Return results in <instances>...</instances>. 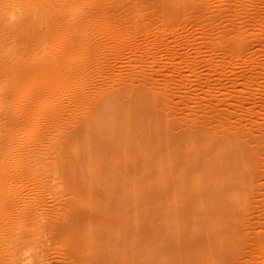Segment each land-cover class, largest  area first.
Segmentation results:
<instances>
[{"label":"rangeland","instance_id":"rangeland-1","mask_svg":"<svg viewBox=\"0 0 264 264\" xmlns=\"http://www.w3.org/2000/svg\"><path fill=\"white\" fill-rule=\"evenodd\" d=\"M124 1L117 2L120 6L115 1L111 2V7L102 4V7L105 6L104 9L100 7L99 0H38L36 6L32 1L39 10L38 13L42 12L38 24L40 36L42 35L39 40L42 41L38 44L41 50L37 47L35 50L31 49L36 51L37 53L34 52L36 54L29 50L27 54L31 55L27 58L39 54L36 59L35 56L33 60L29 59L31 64L42 62L39 60L44 57L42 63L45 60L46 62L42 66L35 63L33 66L36 68H33L30 61L27 62V54L24 56L26 60L23 59L22 67L30 66L33 70L25 68L24 72L22 68L18 75L24 73V76L21 74V78L18 77L21 80L25 78L28 84L23 80L24 82L20 81L22 82L20 86L15 85L7 90L10 98H13L11 101L14 102L16 110L4 112V116L0 114L6 122L10 121L0 122V141L6 143L4 141L8 140L6 143L8 146L3 144L2 147V142L0 143V256L10 251L7 246L12 247L19 236H27L24 234L27 231L30 240L24 242L29 247L25 255L31 256L35 252L36 257L33 260L35 264H166L164 262L168 259L169 247L173 246L177 253L182 242L184 246L185 242L187 243L185 251L193 258L198 256L197 252L200 254V249L219 247L221 255L224 253L221 257L228 256L227 259L224 257L226 260L220 257V262L216 264H264V0H183L179 3L181 9L178 14H174L171 9L170 11L157 9L149 4L137 6L136 11L140 13L125 8L123 13L121 11L123 7L130 6L129 3L137 0H126L130 1L128 5L125 3L126 6H123ZM140 1L138 0L137 4ZM94 4L101 9L96 10V7H94L96 11L92 9ZM112 4H117L118 7ZM98 11L99 15L96 13ZM83 18L87 22L83 21L85 20ZM79 20L86 22L87 31L82 25L86 32H83V29L81 31L82 21ZM74 23L79 25L78 28ZM32 31L36 33V29L32 28ZM74 33L79 36H73ZM80 35L83 37L80 44L78 43L80 46L72 44L75 43L72 39L76 37L78 39ZM83 44L86 47L82 46ZM71 45L79 49H73ZM46 63L49 64L46 67L51 66L45 68L47 71L43 70ZM39 69L43 71L42 74L40 72L37 74ZM29 79L34 80L31 82L34 86ZM138 89L164 94L168 99L165 114L166 116L169 114L168 118L174 122L176 127L174 130L177 132L188 134L194 130L203 131L212 137L211 140L229 136L236 138L248 148H260L252 164L256 172L250 179L247 192L242 195L246 203L235 206L228 202L229 205L220 209L218 206H212L207 200L210 201V198L216 196L213 193L217 189L213 190L216 186L214 181L218 178L211 179L213 192L203 195L204 192L200 191L204 198L196 192L199 203H203L201 206L192 204L196 195L194 187L188 185V179V183L186 180L183 181L181 187V184L176 183L175 192L180 193L175 195L174 192L173 195L176 196L173 197L174 200L171 193L166 192L168 190L166 184L170 180L173 182L175 175L165 174L160 177L153 175L146 179L145 186L141 188L144 191L137 190L139 192L132 189L130 177L123 178L124 182L120 181L116 170L112 171V166L110 167L111 162L117 157L115 146L112 145L116 140V132H112L115 129V112L112 109L110 111V108L108 111L105 110L106 112L98 110V104L111 95H117L115 97L118 98L119 94V98L123 96L121 100L128 99L133 97L134 91ZM89 127L94 131L89 130ZM98 129L100 132H97ZM108 130L114 134L113 138ZM76 132L80 133L83 141L89 134L86 141L90 140L89 138L95 140L98 138L97 141L103 145L102 149L95 151L97 154L85 151L84 142L80 138L78 140H81L80 143L83 142L82 145L76 141L77 146L74 143L68 146V150L71 149L68 151L69 156L78 162L81 161L80 167L83 168L79 184L71 177V184L74 185V187L71 185L73 187L71 188L59 172L53 175L46 171L42 174L41 171L44 170L43 164L50 156L52 158L61 151L58 147L63 144L62 141ZM3 135H7L9 139ZM56 142L59 145H55ZM105 142L108 147L104 146ZM80 146H83L84 150ZM62 147L63 145L61 149ZM77 150L80 153L83 150L84 153L81 155L84 156L81 157ZM23 156L28 165L23 162V166L22 161L25 159ZM41 158L43 161L45 158L47 160L38 162ZM82 158L86 159L83 161ZM96 159L102 160L103 163L93 164L96 163ZM84 162L87 167L83 165ZM129 162L132 163L130 160ZM91 163L93 165H90ZM38 164L42 166L39 167ZM104 166L108 167V170H105ZM40 168L42 169L39 170ZM29 169L33 175L28 173ZM18 172L20 174H17ZM217 173L219 177L222 176V172ZM239 192L242 194L243 191H238V194ZM207 194L212 195L208 197ZM179 202L185 205L184 224L181 226L182 229L180 228L182 236H177L176 226L177 233H173V237L170 238L168 235L171 234L174 223L168 217L170 214L168 208L171 205L176 206ZM72 207L78 210L80 221L72 228L68 226L67 233L61 237L57 236L55 223L57 225L59 222H65ZM131 214H134L133 220ZM209 239H213L215 243H210ZM194 240L196 244L193 243ZM210 244L214 245L210 247ZM86 256L91 258H88L89 263L84 260ZM192 261H195L193 264L198 263L196 259ZM190 262L176 261V264Z\"/></svg>","mask_w":264,"mask_h":264},{"label":"bare ground","instance_id":"bare-ground-1","mask_svg":"<svg viewBox=\"0 0 264 264\" xmlns=\"http://www.w3.org/2000/svg\"><path fill=\"white\" fill-rule=\"evenodd\" d=\"M32 1L35 3V6L38 2V0H0V114L4 113V112H7L8 111H15V106H14V102L12 103L11 99L13 100V98H10L7 90L11 87H14L15 85H19L20 86V81H23L25 80L24 78L23 80L19 79V77L21 78V74L20 73V76L18 75V71H21V69L23 68L22 66V63H23V59L26 60L27 56L28 55H31V54H27V52L29 50H33L35 47L37 48H40L38 46L39 44V41H42L39 40L40 38L39 37H42V35L40 36V29H39V18L41 16V13H38V9L35 8V6L32 4ZM101 2L100 4V7L102 9L105 8V6L102 7V4H107L108 6L111 7V2L114 3V1L117 3V2H122L123 0H99ZM131 1V0H130ZM129 1V2H130ZM138 1V0H137ZM137 1L133 2V3H129L127 2L126 0L123 2V4H127L128 3L130 4V6H127V7H123V9L121 11L125 9H128V11H130L131 9L134 10V12H139V11H136L138 10L137 6H141L142 4H149V5H153L154 7H157V9H171V11L175 13L177 12H180V9L181 7L179 6L181 3V1L183 2V0H141L139 4H137ZM185 2V1H184ZM170 3V5H168ZM97 4V3H96ZM96 4H94V6L92 7V9H94V7H96ZM99 4V2H98ZM110 4V5H109ZM118 4V3H117ZM112 4L113 6L115 7H118V5L120 6V4ZM123 5V6H126ZM137 4V5H136ZM184 4V3H183ZM106 5V6H107ZM142 5V6H143ZM99 6V5H97ZM106 7V8H110V7ZM152 6V7H153ZM184 6V5H182ZM151 7V8H152ZM101 8L99 7H96L95 9L96 10H100ZM114 8V7H112ZM111 8V9H112ZM122 8V7H121ZM146 8V7H144ZM94 9V10H95ZM150 10V8H148ZM183 9V8H182ZM93 10V11H94ZM95 10V11H96ZM110 10V9H109ZM142 10V9H141ZM140 10V11H141ZM144 10V9H143ZM152 10V9H151ZM92 12V10H90ZM104 11V10H103ZM117 11V10H116ZM115 11V12H116ZM145 11V10H144ZM143 11V12H144ZM158 11V10H157ZM102 12V10H101ZM107 12V11H106ZM109 12V11H108ZM112 13V10L110 11ZM133 12V11H132ZM164 12V11H163ZM100 13V11L96 12ZM123 13H125L123 11ZM140 13V12H139ZM159 13V12H158ZM167 12H165L166 14ZM89 14V13H88ZM93 14H95V12H93ZM103 14V13H101ZM105 14V12H104ZM109 14V13H108ZM107 14V15H108ZM113 14V13H112ZM170 15V13H167ZM178 14V13H177ZM176 14V15H177ZM180 14V13H179ZM87 15V13H86ZM91 15V13L89 14ZM88 15V16H89ZM114 15V14H113ZM139 14H137L138 16ZM173 15V14H172ZM86 16L87 18H90ZM96 16V15H95ZM112 16V15H111ZM175 16V15H174ZM85 17V16H84ZM160 17V16H159ZM164 17V16H163ZM137 18V17H136ZM140 18V17H139ZM82 19V18H81ZM85 19V18H83ZM93 19V18H92ZM142 19V18H141ZM90 20V19H89ZM117 20V19H116ZM139 20V19H138ZM38 21V22H37ZM82 21V20H79V22ZM83 21H86L83 20ZM82 21V22H83ZM109 21V20H107ZM114 21V20H113ZM78 22V21H77ZM81 22V27L82 25H84V27L86 28L87 26H85L86 22ZM91 22V20L89 21ZM141 23V22H140ZM89 25H91V23H88ZM76 24L74 23V26ZM78 25V24H77ZM76 25V26H77ZM87 25V24H86ZM88 25V27H90ZM73 26V27H74ZM79 26V25H78ZM77 26V28H78ZM80 27V28H81ZM131 27V26H130ZM32 28L33 29H36V33H33L34 31H32ZM47 28V27H46ZM71 28V27H70ZM79 28V29H80ZM85 28H81V31L83 29V32H86L88 29L86 28V31H84ZM75 29V28H74ZM72 29V30H74ZM77 29V30H79ZM71 30V32L73 33V31ZM49 31V30H48ZM70 32V33H71ZM78 33H81L79 31H76ZM83 34H86V33H83ZM88 35V34H87ZM86 35V36H87ZM71 38L73 36H77V33L73 34V36L70 34ZM79 36V35H78ZM77 36V37H78ZM73 38L72 40H75V43H72V44H75L76 46H80V39L81 38V35H80V38L77 39ZM69 38V37H68ZM88 38V37H87ZM87 40V39H86ZM85 41V39H84ZM72 42V41H71ZM70 42V43H71ZM41 43V42H40ZM43 43V42H42ZM47 43V42H46ZM51 43V42H50ZM69 43V44H70ZM79 43V44H78ZM83 43V42H82ZM105 43V42H104ZM45 43H43L44 45ZM32 45V47H31ZM42 45V44H41ZM42 45V47H44ZM75 45H71L73 46L72 48L73 49H79V47H74ZM49 46V45H48ZM82 46H85L84 44ZM81 46V47H82ZM47 47V46H46ZM86 47V46H85ZM89 47V46H88ZM83 48V47H82ZM81 48V49H82ZM36 49V48H35ZM34 49V50H35ZM44 49V48H43ZM70 49V48H69ZM84 49V48H83ZM31 50V51H32ZM41 50V48L39 49ZM88 50V49H87ZM38 51V49H37ZM44 51V50H43ZM43 51H42V54H43ZM72 51H75V50H72ZM78 50H76L77 52ZM82 51V50H81ZM86 51V50H84ZM30 52V51H29ZM28 52V53H29ZM33 53L36 52V51H32ZM40 52V51H39ZM38 52V53H39ZM47 52V51H45ZM44 52V53H45ZM37 53V52H36ZM34 53V54H36ZM48 53V52H47ZM78 53V52H77ZM81 53V52H79ZM89 53V52H88ZM27 54V55H26ZM32 54V55H34ZM41 54V53H40ZM41 54V55H42ZM46 54V53H45ZM76 55V53H74ZM26 55V58L24 57ZM40 55V56H41ZM44 55V54H43ZM51 55V54H50ZM49 55V56H50ZM73 55V54H72ZM74 55V57H75ZM79 55V54H78ZM77 55V57H78ZM84 55V54H82ZM81 55V57H82ZM88 55V54H87ZM85 55V56H87ZM35 56V55H34ZM34 56L32 58V56L30 58H27V62H29L31 64V59L32 60L34 59ZM39 56V54L37 55ZM35 56V59L36 57ZM46 56V55H44ZM48 56V55H47ZM80 56V55H79ZM43 57V56H42ZM70 57H73L70 55ZM79 57V58H81ZM90 57V56H89ZM41 58V57H39ZM76 58V57H75ZM86 58V57H85ZM83 58V59H85ZM45 59V57H44ZM44 59H40L39 61H44ZM48 59V58H47ZM64 59V58H62ZM67 59V58H66ZM29 60V61H28ZM52 60L49 59V61ZM48 61V60H47ZM27 65V62L24 61ZM34 62V61H33ZM42 62H34L33 65H36L39 63L40 66H42ZM54 62V61H53ZM52 62V63H53ZM24 63V64H25ZM36 63V64H35ZM49 63V62H48ZM46 63L45 66L43 65L45 71H47L46 69H48L49 66L46 67V65L48 64ZM51 64V63H50ZM56 64V63H55ZM25 65V66H26ZM32 64L30 66H33ZM49 65V64H48ZM24 66V67H25ZM28 66V65H27ZM25 67L26 69L30 68L31 70H33L31 67ZM40 66H37V68H42ZM51 67V66H50ZM49 67V68H50ZM25 68H23V71L25 72L26 70H24ZM33 68H36L33 66ZM46 68V69H45ZM38 70V69H37ZM37 70H35L37 72ZM40 70V69H39ZM29 71V70H27ZM42 70L38 71L37 74H42L41 73ZM50 71V70H49ZM43 72V71H42ZM28 73V72H26ZM32 73H35V72H32ZM46 73V72H45ZM24 74V73H23ZM22 74V75H23ZM29 74H31V72H29ZM37 74H33V76H37ZM28 76V74H26ZM19 76V77H18ZM24 76V75H23ZM26 76V78H27ZM31 75H29L30 77ZM28 77V78H29ZM27 78V79H28ZM31 78V77H30ZM38 78H40L38 76ZM32 79V78H31ZM30 80V83L34 80ZM34 79V78H33ZM28 80V82H29ZM26 81V80H25ZM24 82V81H23ZM27 83V81H26ZM25 84V83H23ZM28 84V83H27ZM32 84V83H31ZM33 85V84H32ZM30 85V86H32ZM36 85V84H35ZM21 86H25V85H21ZM27 86V85H26ZM29 86V85H28ZM34 86V85H33ZM32 86V87H33ZM22 88V87H21ZM20 89V87H19ZM23 89V88H22ZM129 89V88H128ZM24 90V89H23ZM27 90V89H26ZM125 91V90H124ZM21 92V90H20ZM134 95L133 97H130L128 99H123L121 100V98H119V94H118V98L115 97L117 95H111L109 97H107L106 99L104 98V100L102 102H100L98 104V110H109L110 108V111L111 109L114 110L115 112V131L113 130L112 132H116V140H115V143L112 144L115 146V149H116V152L117 153V157H115V161L114 162H111L110 164V167L112 168V171H114L113 169L116 170V173L118 174V176L120 177V181L121 182H124L125 179L123 180V178H129L131 179V187L132 189H135L134 191L136 192H139L140 190H142L141 188H143V186H145V183H146V179H149L151 176L153 175H157L160 177V175L164 176H167V175H172L174 176L175 175V179H172L173 182H168V184H166L168 186V190H166V192H170L171 196H172V199L174 200V198L176 197V189H175V185L176 183H179L181 184V186H183L182 184L184 183L183 181L186 180L187 182V179H188V182L189 184L188 185H192V187H194V192H195V201L192 200V204L195 203L199 206H201L200 204H203V203H199V197L197 196L196 192H198V195L201 194L200 191L204 192L203 195H206L205 193H211L212 191V188L213 186L211 185L213 183V180L214 178H218L217 180L214 181V185L216 183V186L215 187V190L213 191H217L215 193H213L214 195L216 194V196L211 199L210 198V201L207 200L208 202L211 203L212 206H218V208H224L226 205H229L228 202L231 204V205H241L243 204L244 202L246 203V200L244 198V196H242L245 192H247L248 190V185L250 183V179L254 176V173L256 172V170H254L253 168V163H254V160L256 159V157L258 156L257 153L259 152V149L258 147H254V148H248L246 145H244L243 143H240L236 138H233V137H229V136H225V137H221L217 140H211L210 136L206 133V132H203V131H195L194 132H190L188 134L184 133V132H177L175 131L174 129L176 128L175 127V124L174 122L171 121V119L168 118L169 114L166 116L165 114V106H167V101L168 99L165 98L164 94H157V93H152V92H148L146 90H142V89H138V90H135L134 91ZM116 94V93H115ZM123 95V94H122ZM125 98V97H124ZM119 99V100H118ZM101 100V99H100ZM99 100V101H100ZM97 105V104H95ZM167 109V108H166ZM107 110V111H108ZM96 112V111H95ZM106 112V111H105ZM104 112V113H105ZM6 113V114H7ZM16 113V112H14ZM103 113V115H104ZM113 113V112H112ZM111 113V114H112ZM168 113H170V111H168ZM13 114V113H12ZM99 114V113H98ZM5 114H3L4 116ZM11 115V114H9ZM106 115V113H105ZM1 116V115H0ZM8 116V115H7ZM102 116V115H101ZM112 116V115H110ZM55 117V116H54ZM107 117H109L107 115ZM7 118V117H6ZM10 118V117H8ZM13 118V116H12ZM91 118V117H90ZM105 118V117H104ZM103 118V119H104ZM11 119V118H10ZM9 119V120H10ZM106 119V118H105ZM6 122V119L3 118V117H0V122L2 123V121ZM107 121V120H106ZM8 123L10 121H7ZM6 122V123H7ZM12 122V121H11ZM86 122V121H85ZM99 122V121H98ZM103 122V121H102ZM108 122V121H107ZM110 122V120H109ZM5 123V124H6ZM87 123V122H86ZM4 124V125H5ZM12 124V123H11ZM8 125V124H6ZM93 125V124H92ZM91 125V127H92ZM100 125V124H99ZM105 125V124H104ZM9 126V125H8ZM7 126V127H8ZM12 126V125H11ZM110 126V125H109ZM177 126V125H176ZM13 127V126H12ZM88 128V126H86ZM86 127H83L87 130ZM98 127V126H97ZM101 127V126H100ZM2 128H4L2 126ZM11 128V127H9ZM90 128V127H89ZM102 128V127H101ZM108 128V127H106ZM16 129V128H15ZM79 129V128H78ZM94 129H96L94 127ZM89 130H92L94 131L93 129H89ZM111 130V129H110ZM15 131V130H14ZM80 131V130H79ZM100 132V130L98 129L97 132ZM109 131V130H108ZM107 131V132H108ZM1 132V131H0ZM86 132V131H85ZM96 130H95V133H97ZM106 132V131H104ZM111 132V131H109ZM111 132V137L113 135L114 137V134H112ZM84 133V132H83ZM89 133V132H88ZM87 133V134H88ZM71 134V133H70ZM93 134V133H92ZM108 134V133H107ZM81 135H86V134H81ZM99 135V134H98ZM109 135V134H108ZM4 137L8 138L7 135H3ZM3 136L1 138H3ZM9 136V135H8ZM66 136V135H65ZM89 136V134H88ZM88 136L87 139H88ZM248 136V135H247ZM10 137V136H9ZM58 137V136H57ZM95 137V135H94ZM99 137V136H98ZM110 137V136H109ZM108 137V139H109ZM110 137V138H111ZM112 137V138H113ZM55 138V137H54ZM64 138V137H63ZM78 138H80V133L76 132V134H71L69 136L66 137L65 141H62L61 144L63 145L62 149H61V146L58 147V149L60 148V152H57V154L51 158L50 156V159L48 161L45 162V159L43 161V159L41 158L40 160L38 159V162L42 160V162H45L43 165L44 167V170H42V174H43V171L45 172H50L51 174H55V173H60V176L62 177V179L64 178V181L65 183L69 184L70 187H71V182L72 180H76V184H79L80 181L79 179L80 178V175L82 176L81 174V171H82V167H80V162H78L77 159L73 158L72 156H69L70 153L68 152V146L71 145L72 143H74L75 145L77 144L76 141L78 143H80L81 140ZM83 138H85L83 136ZM9 139V138H8ZM53 139V138H51ZM50 139V140H51ZM57 139V138H56ZM86 139V140H87ZM90 140L86 141H83L82 143L84 144V147H85V151H87L89 154H94V152L98 149H100L102 147V143H99L97 140H95V138H89ZM221 139V140H220ZM6 140V139H5ZM13 140V139H12ZM102 140V138H101ZM104 140V139H103ZM102 140V141H103ZM14 141V140H13ZM12 141V142H13ZM19 141V140H18ZM44 141V140H43ZM110 141V140H109ZM2 142V145L5 144L8 142L7 141H4L6 143H3V140L0 141V143ZM14 143V142H13ZM11 143V144H13ZM24 143V142H23ZM41 143V142H40ZM48 143V142H47ZM58 143V142H56ZM55 145H59L56 144ZM82 143H80L82 145ZM109 143V142H108ZM10 144V145H11ZM19 144V143H18ZM30 144V143H29ZM53 144V143H52ZM52 144L50 146H52ZM106 147H108L109 145L105 142ZM1 145V144H0ZM24 145V144H23ZM41 145V144H40ZM39 145V146H40ZM54 145V144H53ZM78 145V144H77ZM76 145V146H77ZM86 145V146H85ZM8 146V145H6ZM15 146V145H14ZM17 146V145H16ZM4 147V145L2 146ZM13 147V146H12ZM20 147V146H19ZM24 147V146H23ZM31 147V146H30ZM55 147V146H54ZM83 146H80V148H82ZM105 147V148H106ZM7 148V147H6ZM37 148V147H36ZM73 148V147H72ZM258 148V149H256ZM3 149V148H2ZM8 149V148H7ZM12 149V148H11ZM19 149V148H18ZM39 149V148H38ZM79 149V148H78ZM84 150V148H82ZM102 149V148H101ZM108 150H113L111 148H107ZM107 149H103V151L107 150ZM114 149V150H115ZM10 150V149H9ZM17 150V149H16ZM23 150V149H22ZM21 150V151H22ZM31 150V149H29ZM28 150V151H29ZM47 150V149H46ZM50 150V149H49ZM52 150V149H51ZM57 150V149H56ZM76 150V149H75ZM81 151V153H84V151ZM5 151V150H4ZM7 151V150H6ZM27 151V150H26ZM53 152H55L54 150H52ZM59 151V150H58ZM80 151V150H79ZM1 152V151H0ZM3 152V151H2ZM11 152V151H10ZM9 152V153H10ZM13 152V150H12ZM20 152V151H18ZM23 152V151H22ZM51 152V151H50ZM53 152H51V154H54ZM73 153V151H71ZM78 152V150H77ZM76 152V154H77ZM98 152V151H97ZM107 152V151H106ZM24 153V152H23ZM80 152H78L79 154ZM81 153L79 154L81 157H83L81 155ZM96 153V152H95ZM102 152H100L101 154ZM107 153H110V152H107ZM113 153V151H112ZM11 154V153H10ZM15 154V153H14ZM26 154V153H25ZM23 154V155H25ZM50 154V153H49ZM48 154V156H49ZM50 154V155H51ZM75 154V153H74ZM73 154V155H74ZM88 154V155H89ZM97 154V153H96ZM99 154V155H100ZM104 154V153H103ZM106 154V153H105ZM114 154V153H113ZM129 154H131L132 156H128ZM8 155V154H7ZM17 155V154H16ZM22 154H20L19 156H21ZM29 155H30V152H29ZM87 155V154H86ZM5 156V155H4ZM12 156V155H11ZM76 158L77 155H75ZM95 156V155H94ZM94 156L91 158L93 160ZM108 156V154H107ZM3 157V156H2ZM15 157V155H14ZM24 157V156H23ZM28 157V156H27ZM32 157V156H31ZM30 157V158H31ZM33 157H36V156H33ZM96 157V156H95ZM99 156H97L98 158ZM103 157V156H102ZM101 157V158H102ZM111 157V155H110ZM113 157V155H112ZM1 158V157H0ZM19 157H17V161ZM25 158V157H24ZM40 158V156L38 157ZM48 158V157H47ZM88 158V157H87ZM107 158V157H106ZM4 159V158H3ZM10 159V157H9ZM8 159V160H9ZM29 159V157L27 158V160ZM79 159V158H78ZM83 159H86V158H82ZM99 159V158H98ZM112 159V158H111ZM14 162L16 161L15 159H13ZM12 160V161H13ZM21 160H22V156H21ZM26 158L23 159L22 163L25 162ZM34 159H32L33 161ZM47 160V159H46ZM80 160V159H79ZM106 160V159H105ZM129 160L132 162L130 163ZM31 161V159H30ZM35 161V160H34ZM84 161V160H83ZM87 161V160H86ZM95 161V159H94ZM108 161V159H107ZM111 161V160H110ZM37 162V163H38ZM91 162V161H90ZM102 162V160H97L96 159V163H93V164H100ZM263 162V161H262ZM1 163V162H0ZM6 163V162H5ZM19 163V162H18ZM27 162H25L26 164ZM29 163V162H28ZM33 163V162H32ZM103 163V162H102ZM110 163V162H109ZM11 164V163H10ZM13 164V163H12ZM16 164V163H15ZM21 164V162L19 163ZM36 164V163H35ZM34 164V166H35ZM42 164H38L39 167L42 166ZM87 164V163H86ZM92 163L90 165H93ZM28 165V164H26ZM37 165V164H36ZM41 165V166H40ZM85 166V162L83 164ZM96 165L94 166V168L96 167ZM7 166V165H5ZM10 166V165H9ZM23 166H24V163H23ZM32 165H30V168H31ZM16 167V166H15ZM19 167V165H18ZM21 167V166H20ZM27 167V166H25ZM38 167V168H39ZM87 167V166H85ZM84 167V168H85ZM93 167V166H92ZM102 167V170H103V165L101 166ZM22 168V167H21ZM20 168V169H21ZM29 168V166H28ZM28 168H26L28 170ZM37 168V167H36ZM81 168V170H80ZM98 168V166H97ZM100 168V166H99ZM109 168V169H111ZM4 169V168H3ZM18 169V168H17ZM24 167H23V171H24ZM35 169V168H33ZM42 168H40L39 170H41ZM86 169V168H85ZM84 169V170H85ZM104 169L105 170H108V167H105L104 166ZM1 170V169H0ZM22 170V169H21ZM27 170H26V173H27ZM92 170V169H91ZM99 170V169H98ZM18 171V170H17ZM22 171V172H23ZM32 171V170H31ZM35 171V170H34ZM38 171V170H37ZM89 171V170H88ZM2 172V171H1ZM21 172V171H19ZM17 173V174H20V173ZM21 172V173H22ZM96 172V171H95ZM217 172H222V176L219 177L218 176V173ZM30 173V169H29V172ZM49 173V175H50ZM83 173V171H82ZM86 173V172H85ZM90 173V171H89ZM102 173V172H100ZM111 173V172H110ZM113 173V172H112ZM215 173V174H214ZM24 174V173H23ZM33 175V173H30ZM28 174V175H30ZM41 174V173H39ZM116 174V176H117ZM220 174V173H219ZM22 175V174H21ZM30 175V176H32ZM35 175V174H34ZM38 175V174H36ZM46 174H44L45 176ZM89 175V174H88ZM98 175V174H97ZM115 175V174H114ZM130 175V176H128ZM17 176V175H16ZM19 176V175H18ZM85 176V174H84ZM110 176V175H109ZM71 177L73 178L71 181ZM87 177V176H86ZM84 177V178H86ZM102 177V176H101ZM104 177V176H103ZM91 178V177H89ZM99 178V177H98ZM110 178V177H109ZM113 178V177H112ZM166 178V177H164ZM170 178V177H169ZM92 179V178H91ZM117 179V178H116ZM155 179V178H154ZM157 179V178H156ZM213 179V180H211ZM85 180V179H84ZM151 180V179H150ZM83 181V180H82ZM90 181V180H89ZM86 183V181H84ZM187 182V183H188ZM90 183V182H89ZM96 183V182H95ZM101 183V182H100ZM127 183V182H126ZM125 183V184H126ZM67 185V186H69ZM82 185V184H81ZM84 185V184H83ZM82 185V186H83ZM87 185V183H86ZM120 185V184H119ZM162 185V184H161ZM185 185V184H184ZM74 187V185H72ZM118 186V185H117ZM116 186V187H117ZM121 186V185H120ZM127 186V185H126ZM157 186V185H156ZM71 187V188H73ZM91 187V186H90ZM122 187V186H121ZM129 187V186H128ZM178 188V186H176ZM69 188V187H68ZM67 188V189H68ZM146 188V187H145ZM166 188V187H165ZM185 188V187H184ZM77 189V188H76ZM80 189V188H79ZM118 189V188H117ZM156 189V188H155ZM167 189V188H166ZM183 189V188H182ZM121 190V189H120ZM124 190V189H123ZM131 190V189H130ZM139 190V191H137ZM157 190V189H156ZM178 190V189H177ZM144 191V190H142ZM149 191V190H148ZM212 191V192H213ZM238 191H243L242 194L241 192H239L240 194H238ZM130 192V191H129ZM156 192V191H155ZM175 192V195H173ZM131 193V192H130ZM134 193V192H133ZM178 193H180L178 191ZM177 193V194H178ZM182 193V191H181ZM209 193V194H210ZM136 193H134L135 195ZM138 194V193H137ZM169 193H167L168 195ZM130 195V194H129ZM133 195V196H134ZM143 195V194H142ZM201 194V197L204 198ZM212 195V194H211ZM210 195V196H211ZM132 196V197H133ZM141 196V195H140ZM171 196H169L171 198ZM175 196V197H174ZM200 196V195H199ZM208 196V194H207ZM205 196V197H207ZM208 196V197H210ZM137 197L139 198V196L137 195ZM147 197V196H146ZM149 197V196H148ZM174 197V198H173ZM193 197V198H194ZM83 198V197H82ZM142 198V196H141ZM151 198V197H149ZM148 198V199H149ZM154 198V197H153ZM152 198V199H153ZM192 198V199H193ZM202 198V199H203ZM92 200V199H91ZM118 200V199H117ZM154 200V199H153ZM172 200V201H173ZM178 200V199H177ZM213 200V201H212ZM181 201V200H180ZM202 201V200H201ZM136 202V201H134ZM171 202V200H170ZM213 202V203H212ZM73 203V202H72ZM136 204V203H135ZM178 204V203H177ZM176 206L174 205H171L169 206L168 208V212L170 213L169 214V218H171L172 222L174 223L172 229H171V234L168 235V236H171L170 238L173 237V233L176 232V226H177V231H178V234L177 236L178 237H181L182 236V232L180 230L181 226L184 224V221H183V217H184V206L182 204H179ZM206 204V203H205ZM130 206V205H129ZM136 206V205H135ZM168 206V205H167ZM210 206V205H209ZM229 207V206H227ZM239 207V206H238ZM97 208V207H96ZM132 208V207H131ZM161 208V207H160ZM234 209V208H233ZM240 209V208H239ZM71 211H69L70 213L67 215V218L65 220V222H59L57 225L55 223V229H56V234L57 236L60 235V237L62 236V234H65L67 233V229L69 227H74L78 224V222L80 221L79 220V216L80 214H78V210L75 209L74 207H72L70 209ZM102 210V209H101ZM109 210V209H108ZM176 210V211H175ZM133 211V210H132ZM209 212V211H208ZM231 212V211H230ZM86 213V212H85ZM218 213V212H217ZM228 213V212H227ZM235 213V212H234ZM89 214V213H88ZM214 214V213H213ZM220 214V213H219ZM223 214V213H221ZM132 215V220L134 219L133 215L134 214H131ZM155 215V214H154ZM191 215V214H190ZM166 216V215H165ZM167 217V216H166ZM225 218V217H224ZM223 218V220H225ZM94 219V218H93ZM64 220V219H63ZM102 220V219H101ZM129 220V219H128ZM126 220V221H128ZM157 220V219H156ZM56 221V220H55ZM54 221V222H55ZM206 221V220H205ZM130 222V221H129ZM132 222V221H131ZM164 223V222H163ZM53 224V223H52ZM145 224V223H144ZM195 224V223H194ZM86 225V224H85ZM168 225V224H167ZM69 226V227H68ZM168 227V226H167ZM184 227V226H183ZM186 227V226H185ZM53 228V227H52ZM76 228V227H75ZM74 228V233H75V229ZM53 229V230H55ZM182 229V228H181ZM30 231V230H29ZM28 231V232H29ZM79 231V229H78ZM27 232V231H26ZM24 233L28 236L27 233ZM69 232V231H68ZM71 232V231H70ZM77 232V231H76ZM83 232V231H81ZM185 232V231H184ZM31 233V232H30ZM73 233V234H74ZM85 233V232H84ZM177 233V232H176ZM72 234V233H71ZM79 234V233H78ZM77 234V235H78ZM189 234V233H188ZM214 234V233H213ZM80 235V234H79ZM25 235H23V237H20L18 239H16V241L14 242L13 246L12 247H8V249L10 251H7L6 253L2 254L0 256V264L3 262L6 263V264H35V262L33 261L36 257V253L34 252L33 255L31 256H28V255H25L26 254V251L28 250L29 247H27L24 242L30 240V237H27ZM32 236V234H31ZM72 236V235H71ZM258 236V235H257ZM80 237V236H79ZM102 237V236H101ZM188 237V236H187ZM213 237V236H212ZM78 238V237H77ZM32 239V237H31ZM68 239V238H67ZM192 239V238H191ZM217 239V238H215ZM220 239V237H219ZM226 239V238H225ZM253 239V238H252ZM65 240V239H64ZM79 240V239H78ZM195 240L199 241V239H196ZM193 241V243L196 244V241ZM210 240V239H209ZM246 240V239H245ZM72 241V240H71ZM191 241V240H189ZM188 241V242H189ZM212 243L213 242V239L210 240ZM215 241V240H214ZM219 241V240H218ZM222 242V240H220ZM130 242V241H129ZM201 242V241H199ZM217 242V240H216ZM226 242V241H225ZM83 243V242H82ZM173 243V242H172ZM171 243V244H172ZM175 243V242H174ZM184 244V242H182ZM215 243V242H213ZM134 244V243H133ZM181 244V243H180ZM180 245L178 248V252L176 253V249L171 246L169 247V251H168V259L166 262V264H176V261H184L185 260L187 262L191 261L190 264H193L192 262H195V261H192L194 259H196V261L198 263L196 264H216L218 262H220V257L222 255H224V253H222L221 255V248H216V247H212V248H207L205 250L203 249H200L201 251L199 252L200 254H197L198 256H195L197 258H193L192 255L189 254V252L187 253L185 250H187V243L185 242V246L184 245ZM189 244H191L189 242ZM198 244V242H197ZM220 244L217 243V245ZM222 246H223V242L221 243ZM227 244V242H226ZM225 244V245H226ZM146 245V244H145ZM192 245V244H191ZM214 245V244H213ZM210 244V247L213 246ZM215 245V246H217ZM229 245V244H228ZM169 246V245H168ZM176 246V245H175ZM181 246L182 249L181 250ZM247 246V245H246ZM6 247V246H5ZM4 247V248H5ZM146 247V246H145ZM186 247V248H185ZM190 247V246H189ZM147 248V247H146ZM199 249V247H196ZM195 248V249H196ZM202 248V247H200ZM231 248V247H230ZM260 248V247H259ZM6 249V248H5ZM158 249V248H157ZM176 250V251H175ZM190 250V249H189ZM6 251V250H5ZM145 251V250H144ZM147 251V250H146ZM145 251V252H146ZM158 251H160L158 249ZM185 251V252H184ZM229 251V250H228ZM231 251V250H230ZM143 252V253H145ZM166 252V251H165ZM192 252V251H190ZM194 252V251H193ZM226 252V251H225ZM246 252V251H245ZM142 253V254H143ZM162 253V252H161ZM167 253V252H166ZM228 252H226L227 254ZM176 254V255H175ZM192 254V253H191ZM194 254V255H195ZM229 254V253H228ZM131 255V254H130ZM144 255V254H143ZM231 255V254H230ZM243 255V254H242ZM80 256V255H79ZM85 256V255H84ZM101 256V255H100ZM113 256V255H112ZM111 256V257H112ZM119 256V255H118ZM149 256V255H148ZM152 256V255H151ZM155 256V255H153ZM152 256V257H153ZM228 256V255H227ZM227 256H224L225 258ZM82 257V256H81ZM98 257V256H97ZM102 257V256H101ZM110 257V258H111ZM142 257V256H141ZM224 257H221L222 259ZM233 257V256H232ZM89 256H86L85 257V261L88 263L90 262L89 259ZM103 258V257H102ZM146 258V257H145ZM164 258V257H163ZM175 258V260H174ZM224 258V259H225ZM231 258V257H230ZM228 257V259H230ZM132 259V258H131ZM162 259V258H161ZM221 259V260H222ZM227 259V258H226ZM225 259V260H226ZM97 260V259H96ZM103 260V259H101ZM150 260V258H149ZM92 261H95V260H92ZM164 261V260H162ZM105 262V261H104ZM158 262V261H157ZM156 262V263H157ZM222 262V261H221ZM93 263V262H92ZM149 263V262H148ZM161 263V262H160ZM84 264V263H83ZM86 264V263H85ZM154 264V263H153ZM163 264V263H162ZM182 264V263H181ZM195 264V263H194Z\"/></svg>","mask_w":264,"mask_h":264}]
</instances>
